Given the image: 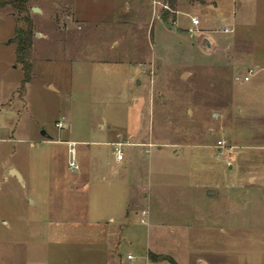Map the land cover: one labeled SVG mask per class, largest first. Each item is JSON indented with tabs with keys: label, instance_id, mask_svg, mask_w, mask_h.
I'll return each mask as SVG.
<instances>
[{
	"label": "rangeland",
	"instance_id": "obj_1",
	"mask_svg": "<svg viewBox=\"0 0 264 264\" xmlns=\"http://www.w3.org/2000/svg\"><path fill=\"white\" fill-rule=\"evenodd\" d=\"M70 1L29 0L43 10L29 16L46 39L34 34L23 95L10 41L25 26L0 8V264H146L148 251L151 264H264V36L243 30L258 42L233 51L251 50L237 66L254 74L236 83L235 63L199 39L204 28L219 48L235 38L221 31L233 0H183L174 24L162 0L168 9L144 12L150 26L134 9L151 0H74L93 23L64 36ZM255 13L262 0L236 16L249 23ZM112 141L123 145L119 163Z\"/></svg>",
	"mask_w": 264,
	"mask_h": 264
},
{
	"label": "crops",
	"instance_id": "obj_2",
	"mask_svg": "<svg viewBox=\"0 0 264 264\" xmlns=\"http://www.w3.org/2000/svg\"><path fill=\"white\" fill-rule=\"evenodd\" d=\"M138 1V0H137ZM148 1V0H147ZM182 1L183 0H174V6L171 8L172 10H171V12H172V14H171V17H172V19H173V24L176 22V19H177V14L180 12L179 11V8H181L180 6L182 5V4H184V5H186V3H182ZM200 1H203V0H200ZM257 2V0H241V2L240 1H238V0H233V5H234V9H233V12H232V15H231V17L228 19V21H230V27H228V26H224V27H227V28H229L230 30H231V33H233V31L234 30H236V31H238V34H236L235 35V38H233L232 40H231V42H229L228 44H227V46L225 47V48H219V47H217V45L215 44V42L214 41H212L211 39H207L208 40V42H209V45H210V50H209V52H216L217 54H224L225 56H226V59H227V61H229V60H232L234 63H235V67H237L236 69H235V73H239V72H241V73H243V74H245V73H247V71L248 70H252L253 71V73H252V75L250 76V78H249V81L248 82H250V79H251V77L253 76V74H254V70L253 69H248L246 72H244L243 70H241L237 65H241V64H243V63H245L244 62V59L245 60H247L248 61V59H249V57H245V56H249V53H250V51H243V53L241 52V54L240 55H238V54H236V53H234V49H235V47L238 45V46H242V48L244 49V48H249V45H250V47H253V44L254 43H257L258 42V40H255V38H249L248 36H246V35H244L242 32H244L243 30H247L248 28H252V30H255V32L254 33H256L255 35L256 36H258V39H260V36L261 35H263L264 36V14H261V13H255V14H253L252 15V17H251V19H250V21H249V23L247 22V17H248V15H245V14H241V15H239L240 17H238V16H236L237 15V13L239 12V11H242V8H243V6H244V4H247V3H251V2ZM141 2V1H140ZM139 2V3H140ZM156 2H158L159 3V5H162V3H168V0H164V2L162 1V0H160V1H157V0H151V3H148V4H146L147 5V7L145 6V7H141V6H139V7H137V2H135L134 4H135V14H136V24H139V26L141 25H143V24H145V20H144V18H143V15H144V12L146 11V14H145V18H147L148 17V15L150 14V13H153V12H155L156 11V8H154V3H156ZM204 2V1H203ZM262 2H264V0H262ZM205 3V5L207 4L206 2H204ZM86 4H88V3H86ZM187 4H189V0H188V3ZM191 4V3H190ZM66 6H65V8L67 9V8H69L70 9V12H67L68 14L66 15V17L67 18H69L70 19V21H71V23H66L65 21V24H64V28H63V34H64V36L66 35V36H71V31H73V30H76V31H80L81 30V28H80V25L82 24H86L87 26H89V25H91L93 22H91L90 21V19H91V17H89V16H82L80 13H79V11H78V8H77V6L75 5V1L74 0H71L69 3L67 2V4H65ZM158 5V6H159ZM164 5H166V4H164ZM169 5V4H168ZM213 5H215L214 3H213ZM30 7V9L31 8H36L34 5H30L29 6ZM88 7V6H87ZM215 7H216V5H215ZM90 8V7H89ZM92 8V7H91ZM126 10L127 9H129V10H131L132 8H131V6H129V5H126ZM154 8V9H153ZM170 8V7H169ZM37 10H38V13L40 14V15H42L43 14V10L42 9H39V8H36ZM150 9V13H149V10ZM57 10V9H56ZM90 10H92V9H90ZM99 11L101 10H103V8L101 7V9H98ZM119 10V9H118ZM153 10V11H152ZM141 13H143V14H141ZM163 11L160 13V16H161V18H163ZM37 14V13H36ZM92 14V13H91ZM142 15V16H141ZM155 16H157V14H154V18H155ZM238 17V18H237ZM97 18V17H96ZM161 18H159V17H156V20H161ZM227 18V17H226ZM226 18H224V17H222L220 20H222V21H225V19ZM97 19H100V20H98L99 21V24L100 25H102V24H104V26H115L116 24H117V26L120 28L121 27V22L119 21L118 23H113V22H105L106 21V19H104V20H101V18H97ZM149 19V18H148ZM198 19V18H197ZM62 20H63V18H62ZM107 20H108V18H107ZM120 20V19H119ZM141 20H143V21H141ZM152 20H153V18H150V20H148L149 21V26H150V24H151V22H152ZM199 20V19H198ZM96 21V20H95ZM147 21V22H148ZM162 21V20H161ZM101 22V23H100ZM146 22V23H147ZM191 23V22H190ZM199 24H200V21H199ZM198 24V25H199ZM148 26V27H149ZM168 27H171L170 25H168ZM223 27V28H224ZM234 29V30H233ZM207 30L204 28V29H200V43L202 42V40L203 39H205L203 36H205V35H203V34H205V32H206ZM253 32V31H252ZM36 34V40H43V39H46V35L44 34V33H41V32H37V33H35ZM253 35V34H252ZM254 35V36H255ZM72 37H74V36H72ZM77 37V36H76ZM35 38V37H34ZM78 38H79V36H78ZM76 38H73L72 39V41H74ZM119 45V42H117V41H114L113 40V42H112V44L110 45V47H109V50H111V49H113V48H115V47H117ZM16 50V49H15ZM15 50H14V62H15ZM203 50V49H202ZM205 52V51H204ZM243 54V55H242ZM250 60V59H249ZM253 61V64H255L256 66H255V68H257L258 66H259V62L260 61H258V60H256V59H254V60H252ZM33 66H34V72H35V64L33 63ZM33 72V73H34ZM234 77H235V75H234ZM132 80V79H131ZM131 80H129V82L131 81ZM248 82H245V83H248ZM47 86H49V90L50 91H52V92H58L57 90H55V88H54V86L53 85H51V84H47ZM4 110V102H0V111H3ZM104 128V126L103 125H100V129H103ZM43 136H45V135H43ZM65 143H69V142H65ZM117 143H119V142H111L110 143V146L111 147H114L115 146V144H117ZM119 163V162H118ZM113 174H117L115 171H113L112 172ZM105 180V179H104ZM73 185H75L76 187H78L77 185H80V189H82V190H84V191H86V190H88V188H89V184H78V182H74L73 183ZM79 188V187H78ZM108 222L107 223H113V221H114V219L113 218H111V217H109L108 218V220H107ZM100 228H101V230H102V234L103 233H106V235L108 234V227H107V225H106V227H103V225H100ZM105 231V232H104ZM148 254H150V252L148 251V253H147V257H146V260H147V263L146 264H151L150 263V260H149V258H148ZM155 255V254H154ZM165 260V259H164ZM167 260H168V262H171V260L169 259V258H167ZM130 261H133V259H131ZM157 261L159 262L160 260H158V258H157ZM199 263H201L202 264V262H199Z\"/></svg>",
	"mask_w": 264,
	"mask_h": 264
},
{
	"label": "trees",
	"instance_id": "obj_3",
	"mask_svg": "<svg viewBox=\"0 0 264 264\" xmlns=\"http://www.w3.org/2000/svg\"><path fill=\"white\" fill-rule=\"evenodd\" d=\"M169 7L174 6V0H168ZM9 7L15 13L22 15L24 23V29L16 30L19 43L15 50V63L20 66L22 71V79L19 84V94L25 93V86L30 82L34 72V66L32 63V42L34 39V26L29 16V0H0V8ZM168 13H163V18L167 17ZM148 258L151 261L155 260V257L148 254Z\"/></svg>",
	"mask_w": 264,
	"mask_h": 264
},
{
	"label": "built area",
	"instance_id": "obj_4",
	"mask_svg": "<svg viewBox=\"0 0 264 264\" xmlns=\"http://www.w3.org/2000/svg\"><path fill=\"white\" fill-rule=\"evenodd\" d=\"M162 8L168 9L167 6H165V5H162ZM190 22H191V25L193 27H196L199 24V20L197 18H195V17H192L190 19ZM221 31L223 33H225V34L231 32V30L229 28H227V27L222 28ZM252 73H253L252 70H248L247 73H245V74H243L241 72L236 73L235 74V77H234V82H236V83H245V82H248L250 76L252 75ZM56 127L58 129H63L65 127L63 121L57 122L56 123ZM67 146H68V150H67V153H68V167L71 170H77L78 169V166H77L76 161H75V151L73 149L74 144L73 143H67ZM121 146H123L121 143H117L114 146V152H113V154L115 156V158H114L115 159V162H121L123 160V153L120 150V147ZM217 146H218V148H225V142L218 141ZM127 259L128 260H131L132 258H131V256H128Z\"/></svg>",
	"mask_w": 264,
	"mask_h": 264
},
{
	"label": "water",
	"instance_id": "obj_5",
	"mask_svg": "<svg viewBox=\"0 0 264 264\" xmlns=\"http://www.w3.org/2000/svg\"><path fill=\"white\" fill-rule=\"evenodd\" d=\"M33 12L34 13H38V10L36 8H33ZM10 42H14V43L18 44L19 43V39L18 38H15V39L11 40ZM201 47H202L203 51H205V52H207V51L210 50V45H209V42H208L207 39H203L202 40ZM41 134L42 135H45L43 132ZM10 175H12L13 177H15L19 182L22 183V178H21V176L19 175V173L17 171H15L13 169L10 170ZM208 195L209 196H212V195H214V193H209ZM163 259L167 260V257H159L158 258V260H160V261L163 260Z\"/></svg>",
	"mask_w": 264,
	"mask_h": 264
}]
</instances>
